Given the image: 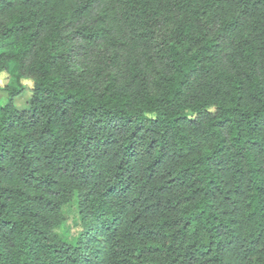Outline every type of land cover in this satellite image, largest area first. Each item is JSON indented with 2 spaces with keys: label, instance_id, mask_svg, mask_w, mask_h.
<instances>
[{
  "label": "trees",
  "instance_id": "1",
  "mask_svg": "<svg viewBox=\"0 0 264 264\" xmlns=\"http://www.w3.org/2000/svg\"><path fill=\"white\" fill-rule=\"evenodd\" d=\"M2 72L0 264H264V0H0Z\"/></svg>",
  "mask_w": 264,
  "mask_h": 264
},
{
  "label": "rangeland",
  "instance_id": "2",
  "mask_svg": "<svg viewBox=\"0 0 264 264\" xmlns=\"http://www.w3.org/2000/svg\"><path fill=\"white\" fill-rule=\"evenodd\" d=\"M8 81V75L5 72L0 73V86H3ZM22 83L26 86L24 93L16 99L17 104L24 105L30 94V88L32 82L28 79H23ZM6 100V91L0 88V106ZM65 221L61 228L58 229V233L65 239L73 241L76 239L79 231V217L77 214V207L75 199L72 200L67 206L64 207Z\"/></svg>",
  "mask_w": 264,
  "mask_h": 264
}]
</instances>
